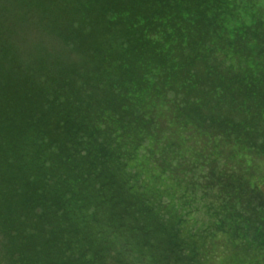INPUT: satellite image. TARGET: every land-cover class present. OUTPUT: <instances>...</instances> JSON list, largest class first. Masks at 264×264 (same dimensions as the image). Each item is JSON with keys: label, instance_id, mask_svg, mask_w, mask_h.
Masks as SVG:
<instances>
[{"label": "trees", "instance_id": "16d2710c", "mask_svg": "<svg viewBox=\"0 0 264 264\" xmlns=\"http://www.w3.org/2000/svg\"><path fill=\"white\" fill-rule=\"evenodd\" d=\"M142 2L48 13L82 73L23 55L0 7V264H206L243 236L255 189L235 168L264 154V4ZM199 193L223 199L197 226Z\"/></svg>", "mask_w": 264, "mask_h": 264}, {"label": "rangeland", "instance_id": "374dc122", "mask_svg": "<svg viewBox=\"0 0 264 264\" xmlns=\"http://www.w3.org/2000/svg\"><path fill=\"white\" fill-rule=\"evenodd\" d=\"M90 1L93 2L90 4L88 0H54V2L49 5L45 3L42 4L41 0H0L1 8L12 10L9 11V13H6L9 15L7 19L1 20L2 25L6 28V38L8 41L12 42L23 55L35 56L39 52L48 53L50 54V58L61 59L65 61L67 65H72V63H75L76 66L80 65L79 73H82L86 67L82 64V61L89 60L86 53L71 48L70 45L66 44V40L61 43L62 41L58 39L59 37H55L56 33L54 34L52 30H50L52 29L51 25L49 26L51 18L48 13L55 12L67 21L69 15L74 14L77 17L83 10L87 11V6H90V12H93L95 6L109 5L115 8L129 5V0ZM144 1L145 3L142 2V5L146 8L149 7L146 4L153 0ZM249 1L258 5L264 4V0H241L243 3ZM10 2L13 3V8ZM168 5V3L159 2L160 7L157 9L175 8ZM191 8L193 7L187 9L198 10L196 8ZM2 12L3 9L0 10V15ZM54 20L57 19L54 18ZM84 25L89 27V24ZM69 27L72 30L69 24L67 25V30ZM10 33L11 35H9ZM88 66L90 68L93 67L91 63H88ZM252 121L256 123L258 130L260 129V131H264V118L259 115L258 117L255 116ZM259 137H263L262 132L259 134ZM259 141L261 140L259 139ZM225 152H228L231 155L233 151L232 149L230 151V149L227 148ZM239 156L240 154L237 155V157ZM237 159L238 158H234L235 161ZM251 162V167H246L244 170L241 169L243 166L240 165H237L235 168L240 174L247 176L246 179H242L246 186L252 185L255 189L252 191L253 199L251 203L244 200L245 204L253 205V212L251 214H243L244 217H246V219H243L248 226H246L245 231L241 228V231L244 232H242L243 236H241V238H236L235 243L230 241L226 242V239H223L220 242L221 245H217L218 250L217 248L215 249V251L217 250L215 257L211 258V261L206 264H264V212L258 210L260 205L264 208V154H260L258 157L254 156V159ZM228 164L236 165V162L232 159ZM196 173L198 174V172ZM235 184H238V182ZM232 186L235 185L232 184ZM211 193L214 192L211 191ZM211 193L208 196H203L199 193L198 197H196L197 201L195 202V205L197 204V208L193 215V220H195L197 226L205 224L210 220L207 210L210 211L215 209L216 206L220 204L219 201L223 199V197H213ZM256 207H258V209H256ZM254 230L256 231V236L252 237ZM260 241H262L261 244L259 243Z\"/></svg>", "mask_w": 264, "mask_h": 264}]
</instances>
